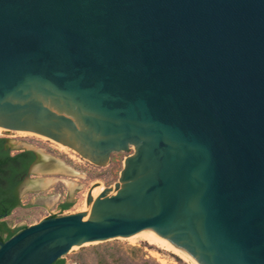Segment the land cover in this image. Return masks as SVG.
<instances>
[{
    "label": "water",
    "instance_id": "1",
    "mask_svg": "<svg viewBox=\"0 0 264 264\" xmlns=\"http://www.w3.org/2000/svg\"><path fill=\"white\" fill-rule=\"evenodd\" d=\"M0 127L100 165L135 147L84 212L0 241V264L134 233L264 264V0H0Z\"/></svg>",
    "mask_w": 264,
    "mask_h": 264
},
{
    "label": "rangeland",
    "instance_id": "2",
    "mask_svg": "<svg viewBox=\"0 0 264 264\" xmlns=\"http://www.w3.org/2000/svg\"><path fill=\"white\" fill-rule=\"evenodd\" d=\"M6 130L0 129V137L13 140L19 145L15 147L40 149L61 164V167L48 171L32 172L36 175L29 178L41 179L43 186L32 189L23 185L22 191L25 195L22 206L15 208L7 217L12 226L30 225L49 216L84 212L87 209V197L91 186L101 183L108 188L116 184L125 167V158L135 152L134 146L126 151L112 152L109 162L100 165L81 157L70 148L67 152L60 149L59 143L49 138L45 139L37 134H21L17 130ZM37 167L41 169L44 166L39 162ZM63 202H71V206L62 209ZM63 258L66 264H135L145 258L151 260V264H190L175 253L146 240L133 242L127 237L82 244L71 249Z\"/></svg>",
    "mask_w": 264,
    "mask_h": 264
},
{
    "label": "flooded vegetation",
    "instance_id": "3",
    "mask_svg": "<svg viewBox=\"0 0 264 264\" xmlns=\"http://www.w3.org/2000/svg\"><path fill=\"white\" fill-rule=\"evenodd\" d=\"M37 160L38 154L34 149L8 146L7 139L0 145V241L8 239L10 230L29 226L26 224L12 226L7 217L15 208L22 206L25 195L22 191L23 185L27 178L36 175L32 172L40 170L35 165ZM34 165L35 169L32 170ZM30 180L33 182L24 186L36 189L38 186L34 181L38 179Z\"/></svg>",
    "mask_w": 264,
    "mask_h": 264
},
{
    "label": "bare ground",
    "instance_id": "4",
    "mask_svg": "<svg viewBox=\"0 0 264 264\" xmlns=\"http://www.w3.org/2000/svg\"><path fill=\"white\" fill-rule=\"evenodd\" d=\"M0 129H5L3 127H0ZM19 133L21 134H37V133H34V132H31V131H24V130H17ZM38 136H41L42 138H45L47 139V137L45 136H42L40 134H37ZM58 143V142H57ZM60 147V149H63L65 150L66 152L67 151H70L69 147L63 145V144H60L58 145ZM73 150V149H71ZM75 151V150H74ZM40 163L44 166V167H50V166H56L58 167V164L55 163V162H52L50 161L49 159H42L40 160ZM41 183V180H36L34 181V184L35 185H38ZM127 238H130L133 242H135L136 240H146L148 242H150L151 244H154L162 249H165L167 251H170V252H173L175 253L176 255H178V257L182 258L184 261H186L187 263L189 262L190 264H195L190 258H188L187 256L183 255L182 253L178 252L177 250H175L174 248L170 247L169 245H167L166 243H164L163 241H161L160 239L148 234V233H134L132 235H130L129 237ZM94 242H97V241H94ZM94 242H87L85 244H90V243H94ZM78 246H75L73 247V249L77 248ZM157 254V253H156ZM154 255V254H153ZM157 256V255H156ZM160 260V259H159ZM161 261H163L161 259Z\"/></svg>",
    "mask_w": 264,
    "mask_h": 264
},
{
    "label": "trees",
    "instance_id": "5",
    "mask_svg": "<svg viewBox=\"0 0 264 264\" xmlns=\"http://www.w3.org/2000/svg\"><path fill=\"white\" fill-rule=\"evenodd\" d=\"M5 141H6V138L0 137V145H3V144L5 143ZM11 158H12V157H11ZM70 206H71V202H63V203L61 204V208H62V209H67V208H69ZM22 228H23V227H22ZM22 228H17V229H15V230H10V231H9V236H8V238H9L10 236L14 235L15 233H17V232H18L19 230H21ZM151 263H152V261L149 260V259H147V258L143 259L142 261L135 262V264H151ZM52 264H66V260H65L64 258H60V259L56 260L55 262H53Z\"/></svg>",
    "mask_w": 264,
    "mask_h": 264
}]
</instances>
